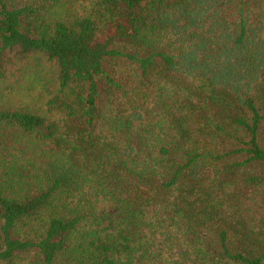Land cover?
<instances>
[{
	"label": "trees",
	"instance_id": "obj_1",
	"mask_svg": "<svg viewBox=\"0 0 264 264\" xmlns=\"http://www.w3.org/2000/svg\"><path fill=\"white\" fill-rule=\"evenodd\" d=\"M0 264H264V0H0Z\"/></svg>",
	"mask_w": 264,
	"mask_h": 264
}]
</instances>
